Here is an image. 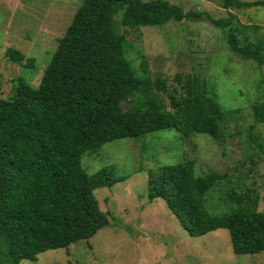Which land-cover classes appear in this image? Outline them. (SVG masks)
<instances>
[{"label":"trees","instance_id":"obj_1","mask_svg":"<svg viewBox=\"0 0 264 264\" xmlns=\"http://www.w3.org/2000/svg\"><path fill=\"white\" fill-rule=\"evenodd\" d=\"M222 5L244 10L264 6V0H222ZM203 18L223 32L235 56L264 66V40L247 35L258 28L231 13L227 19L185 13L167 0H82L38 87L19 77L10 99L0 94V264L36 262L44 252L89 241L110 226L95 191L123 179L108 168L87 173L85 155L100 154L113 141L168 129L183 139L203 134L221 141L228 110L211 81L189 76L172 91L161 82L153 85L145 61L141 72L133 67L118 29ZM6 54L14 62L24 60L13 49ZM27 63L33 66L31 59ZM130 100L133 106L124 108ZM253 113L261 122L264 102H255ZM228 182L215 172L198 175L195 161L183 158L148 171L147 199L164 201L191 237L226 229L236 255L259 254L264 211L258 210V192L230 189L222 211L209 208L213 193Z\"/></svg>","mask_w":264,"mask_h":264},{"label":"rangeland","instance_id":"obj_2","mask_svg":"<svg viewBox=\"0 0 264 264\" xmlns=\"http://www.w3.org/2000/svg\"><path fill=\"white\" fill-rule=\"evenodd\" d=\"M152 1V0H143ZM185 13L206 12L215 19L231 14L246 26L247 34L264 40V6L244 10L222 5V0H167ZM247 2L262 0H243ZM82 0H0V94L10 99L17 79L38 87L60 39ZM126 53L141 72L145 61L153 85L164 83L169 91L180 89L189 76L206 77L228 110L221 122V141L194 134L181 138L175 129L139 139L113 141L100 154L85 155L82 165L89 174L108 168L123 179L111 188L95 191L110 226L89 241L68 249L42 253L38 261L20 264H264V251L238 256L226 229L191 237L165 202H149L148 171L194 160L197 174L210 172L228 177L209 200L213 212L222 211L228 191L259 193L264 211V116L256 122L253 105L264 102V66L244 61L229 49L223 32L208 19L171 21L164 26L131 29L120 26ZM24 56L14 62L6 52ZM31 59L33 66H28ZM164 98L169 102L168 95ZM133 106V100L124 108ZM230 112V113H229Z\"/></svg>","mask_w":264,"mask_h":264}]
</instances>
